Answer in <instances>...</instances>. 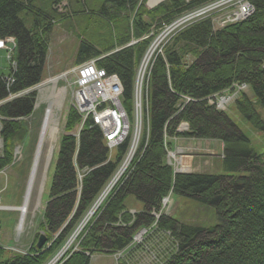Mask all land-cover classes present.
I'll use <instances>...</instances> for the list:
<instances>
[{
	"label": "trees",
	"instance_id": "obj_1",
	"mask_svg": "<svg viewBox=\"0 0 264 264\" xmlns=\"http://www.w3.org/2000/svg\"><path fill=\"white\" fill-rule=\"evenodd\" d=\"M66 1L0 0V39L12 37L16 41L17 69L10 93H21L41 83L48 36L57 23L55 7ZM73 1V13L87 15V20L99 15L110 24L121 13L132 14V22L123 20V35L114 37L107 27L105 43L93 47L83 42L76 53L78 63L104 54L96 67L117 76L128 114L135 73L150 44V38H141L153 25L160 29L204 2L165 0L147 11L144 0ZM249 1L254 12L245 20L216 31L209 20L190 24L152 58L145 86L146 127L138 151L126 175L85 225L77 239L78 251L67 252L58 264H90L94 252L112 255L123 251L133 243L139 229L153 225L170 232L176 242L175 253L164 264H264V154L225 112L209 102L233 89L234 84H245L251 97L239 93L234 109L254 131L264 135V0ZM130 34L138 42L125 46ZM116 48L119 50L114 52ZM2 77L0 74V101L8 95ZM34 102L35 93H30L0 107L4 142L0 170L10 163L16 136L23 134L16 120L29 116ZM78 122L79 116L70 110L66 131L73 130ZM181 123H186V131L178 130ZM171 138L221 142L220 173H174L165 163L171 146L167 140ZM126 149L124 143L114 160L108 159L105 141L90 122L83 125L77 139L64 135L40 225L45 244L37 248L34 243L26 255L11 257L0 249V264H44L61 249ZM169 194L209 209L217 224L178 223L164 215L155 221L152 213L160 212L161 199ZM129 196L143 204L142 212L133 216L127 212L125 200Z\"/></svg>",
	"mask_w": 264,
	"mask_h": 264
},
{
	"label": "rangeland",
	"instance_id": "obj_2",
	"mask_svg": "<svg viewBox=\"0 0 264 264\" xmlns=\"http://www.w3.org/2000/svg\"><path fill=\"white\" fill-rule=\"evenodd\" d=\"M141 1L138 5L141 4ZM164 1L165 0L162 2ZM185 1L189 3L194 0ZM148 2L149 0H144L142 3L147 11L154 9L157 5L162 3L160 2L153 7H148ZM202 4L204 5V8H201L200 10L204 9L205 11L201 14L183 17V15H185L183 12V14H180L176 17L177 19L175 18L171 22L174 24L179 21L178 23L181 24L180 26H183V24H186L189 21H192L193 24L199 21L209 20L216 31L223 29L228 25L245 20L242 19L240 21H235L239 17V7L248 5L253 8L249 0H204L199 6ZM74 10H76V4L73 0H67L66 2L61 3L58 7H55L57 23L54 24L52 31L48 36V52L42 73V81L40 84L29 90L16 94L10 93L11 86L14 84V75L17 69L15 60L16 41L12 37L0 39V74L3 75L2 79L5 83L6 91L8 92L7 97L0 101V107L17 98L26 97L30 93H35V102L32 113L27 117L16 120L23 130V134L20 132L16 136V140L11 147L10 163L0 170V249L5 251V256L26 255L34 243H36L37 247L38 240L41 236L45 238L40 225L42 223L44 206L48 200L49 188L59 149V141L64 135H71L77 139L80 130L86 122H90L94 126L92 116L89 115L85 117V114L81 113L75 104V74L82 65L92 63L95 64L94 66L96 67V62L105 56L104 54H101L98 58L78 63L76 61V53L80 44L84 42L93 47H97V45L99 47L102 43L107 41V37L105 36L107 27L110 29L111 33L113 32V36L115 37L116 34L117 37L118 35L124 34V28L122 25L123 20L126 19L132 22L131 20L133 19L130 12H125L121 13L119 18L114 15L118 21L115 19L112 23L106 24L108 21L107 19L102 18V16L94 15L91 19L87 20V15L75 14L73 13ZM189 18H192V20ZM130 22H128L129 26H131ZM178 26H175L172 29H165L167 27H164L162 24V27L157 29V26L153 25L150 31L141 38L142 40L150 38V44L137 67L133 82L132 95H134L135 90L136 92H140L141 88V97L145 98L146 78L149 74L151 60L156 54L161 52L162 46L165 45L173 35L185 28H180V26ZM216 27L219 28L215 29ZM128 42L129 43H126L125 46H131L138 41L130 34ZM156 42L157 45H155L149 59L145 61L147 53ZM116 50H119V48H116L114 52ZM143 74L144 80L141 85L140 80ZM107 75L115 76L117 78L114 74ZM137 75H139V77ZM244 85L245 84H234L233 89L225 91L221 96L215 97L212 102L215 103L216 108L219 111L225 112L230 117L237 127L249 138L252 145L256 147L259 153L264 154V135L260 132L254 131L234 109L233 104L239 93H244L248 97H251L249 88ZM220 102L221 104L219 106ZM123 104L124 99L121 95L120 105L123 107ZM134 104L135 101L132 99L130 103L131 111L129 114L127 113L128 120L131 124V132L125 141L127 149L116 170L95 199L91 208L76 225L70 237L67 238L63 247L47 259L44 264L50 263L56 257H58V259L54 264H58L63 260V257L67 252L71 253L73 251H78L79 247L77 239L81 236L85 225L95 214L98 207L103 205L110 193L118 186L122 178L126 175L130 163L138 151L142 134L146 127L143 125V128L141 129L142 134L138 135L136 138L134 137V131L132 132V129L134 128V126L132 128V125L135 120L133 111ZM48 108H51L55 115L59 135L47 167L44 169L45 172L43 171L44 176L40 183L41 188L39 186V189L41 190H38L39 192L36 191V194L33 197L35 205L28 215L24 229L21 232H18L17 225L19 222V214L14 209L20 207L23 203L26 184L39 144L40 128ZM70 110L77 113L79 116V122L73 130L67 132L66 121ZM143 119H147V115L144 111ZM1 121L2 118L0 117V128ZM187 129L188 127L186 123H181L178 126L179 131H186ZM3 145L4 142L0 136V159L2 158L4 151ZM170 145L171 149H168L167 151L165 163L173 169L174 173H220V162L222 159L223 148L221 142L206 139L171 138ZM116 153V150L109 152L108 159H113L116 156ZM171 154H173V156ZM123 169L126 170L124 171ZM125 208L127 212L133 216L136 213L142 212L143 204L137 201L134 197L129 196L125 200ZM160 215L172 218L178 223H187L197 226L202 225L205 227L217 224V220L209 209L199 206L194 200L172 194L161 199L159 213H152L155 221L159 219ZM134 238H136L135 241ZM44 244L45 241L40 248H42ZM175 250L176 242L170 232L159 231L157 230V226L153 225L145 229H139L133 237V243L123 251H117L112 255L108 252H94L90 256V264H164V262L175 253Z\"/></svg>",
	"mask_w": 264,
	"mask_h": 264
},
{
	"label": "built area",
	"instance_id": "obj_3",
	"mask_svg": "<svg viewBox=\"0 0 264 264\" xmlns=\"http://www.w3.org/2000/svg\"><path fill=\"white\" fill-rule=\"evenodd\" d=\"M203 6L204 5L202 4L194 8L193 10L185 12V15H183V17L196 16L201 14L205 11L204 9L200 10L201 8H204ZM252 13V7H249L248 5L241 6L239 7L238 11L239 17L235 21L246 19ZM189 19L192 20V18ZM178 22L174 24L171 23L165 29H172L175 26H178V24L180 26L181 24ZM190 23L192 24V21L183 24V26H180V28L186 27L190 25ZM218 28L219 27H216L215 29ZM94 65L95 64L92 63L85 64L80 66L79 69L77 68L78 71H76L75 74V104L78 107L79 111L85 114V117L89 115L92 116V122L94 126H97L101 131L104 141L107 142L106 144L109 151H117L119 147H121V145L125 143L129 133L131 132V124L128 120L127 113L120 105L122 87L115 76L107 75L103 69H98ZM144 74L141 76V85L144 80ZM137 76L139 77V75ZM133 100L135 101L133 107L135 120L132 125V128L134 126L132 132L134 131V137L136 138L138 135L142 134L141 129L143 128V125L145 123V120L143 119V101L141 97V88L140 92H136L135 90ZM209 102L213 103L212 101ZM220 104L221 102L219 103V106ZM135 239L136 238H134V241Z\"/></svg>",
	"mask_w": 264,
	"mask_h": 264
},
{
	"label": "bare ground",
	"instance_id": "obj_4",
	"mask_svg": "<svg viewBox=\"0 0 264 264\" xmlns=\"http://www.w3.org/2000/svg\"><path fill=\"white\" fill-rule=\"evenodd\" d=\"M159 1L160 0H149L148 7H153ZM171 23L172 22H170L168 24H163V25H164V27H168ZM213 30H214V28H213ZM155 45H157V42L151 47V49L147 53V56L145 57V61H147L149 59L152 51L155 48ZM163 46H162V48H163ZM133 98H134V95H132V99ZM142 101L144 104V98H142ZM143 104H142V109L144 111ZM40 129L41 130H40L39 144H38L37 151L35 153V157H34V160H33L32 166H31V170L29 173L28 181L26 184V191H25V195H24V200H23V203L20 207H17L14 209L19 214V222L17 225V231L18 232H21L24 229L28 215L35 205V200L33 199V197L36 194V191L41 190V189H39V186L41 188L40 183H41V180L44 176V172H45L44 169L47 167V164H48V161H49L50 156L52 154L54 145L58 139V135H59L58 124H57V120H56L55 115H54L51 108L47 109ZM167 141L169 144H171V139H168ZM106 143L107 142L105 141V144ZM106 148H107L108 154H109L110 151L107 147V144H106ZM169 149H171V148H169ZM111 152H113V150H111ZM168 154L170 155L169 152H168ZM171 155L173 156V154H171ZM32 203H33V205H32ZM36 206H37V204H36ZM57 259H58V257L53 259L48 264H54L57 261Z\"/></svg>",
	"mask_w": 264,
	"mask_h": 264
},
{
	"label": "water",
	"instance_id": "obj_5",
	"mask_svg": "<svg viewBox=\"0 0 264 264\" xmlns=\"http://www.w3.org/2000/svg\"><path fill=\"white\" fill-rule=\"evenodd\" d=\"M163 0H160L158 3L162 2ZM45 241V238L43 236H41L38 240V243H37V247L40 248L42 246V244L44 243Z\"/></svg>",
	"mask_w": 264,
	"mask_h": 264
}]
</instances>
